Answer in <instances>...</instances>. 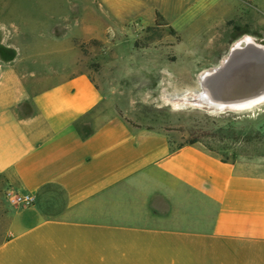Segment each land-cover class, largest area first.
<instances>
[{
    "label": "crops",
    "instance_id": "0c3cea01",
    "mask_svg": "<svg viewBox=\"0 0 264 264\" xmlns=\"http://www.w3.org/2000/svg\"><path fill=\"white\" fill-rule=\"evenodd\" d=\"M97 1L153 18L162 0ZM32 57L0 71V264H264V150L173 147L126 121L78 53L50 72Z\"/></svg>",
    "mask_w": 264,
    "mask_h": 264
},
{
    "label": "rangeland",
    "instance_id": "374dc122",
    "mask_svg": "<svg viewBox=\"0 0 264 264\" xmlns=\"http://www.w3.org/2000/svg\"><path fill=\"white\" fill-rule=\"evenodd\" d=\"M160 3L146 18L97 0H0V71L18 52L33 56L26 65L37 72L69 69L78 53L81 68L131 125L165 131L173 147L194 141L222 158L264 150V102L220 113L183 103L202 95L201 86L194 93L200 74L220 65L237 41L248 36L264 45V6Z\"/></svg>",
    "mask_w": 264,
    "mask_h": 264
},
{
    "label": "water",
    "instance_id": "95a60500",
    "mask_svg": "<svg viewBox=\"0 0 264 264\" xmlns=\"http://www.w3.org/2000/svg\"><path fill=\"white\" fill-rule=\"evenodd\" d=\"M252 43L256 47V54L260 56L257 55L259 59L256 58L255 54H252V56L249 55L246 59L241 60L240 64L237 62V66H235L236 64L234 65L233 63L236 57H231L232 50L236 47L234 44L224 59L222 66L220 65L219 68H215L206 75L203 89L209 98L219 102H226L230 98H243L255 94L260 91V87L264 86V73L260 72V67L264 68V45L257 44L254 41ZM249 62H252V65H255L253 62L257 63L256 69L258 72L252 73L249 71Z\"/></svg>",
    "mask_w": 264,
    "mask_h": 264
},
{
    "label": "bare ground",
    "instance_id": "6f19581e",
    "mask_svg": "<svg viewBox=\"0 0 264 264\" xmlns=\"http://www.w3.org/2000/svg\"><path fill=\"white\" fill-rule=\"evenodd\" d=\"M235 45H236V47L233 48L232 56H231L233 58L236 57V60H234L235 62L233 63L234 65L237 62H239V64H240L241 60H244V58L246 59L247 57H249V55L250 56H252V54L253 55L255 54V56L258 55V54H256L257 53L256 47L253 45L251 38L248 36L244 37L242 40L237 41L235 43ZM258 56L256 58L259 59L260 56L259 57ZM224 59L220 63L221 66H222V63H224L223 62ZM253 63L255 65H252V62H249V67H250L249 71L252 73L258 72L256 67H257V63L260 64V62L257 61V63H255V62H253ZM220 65H218L217 67H213L210 70H207V71L200 74L199 80H198V87L194 89V93H196V94L199 93L200 92V86H201L202 95L200 97H197L195 100H187V101L183 102L184 105L189 104L191 106L196 105L198 107H206L212 113H217V112L220 113V112L224 111L225 109H233V108H240V109H234V110L250 109L253 106L257 105L258 103L264 102V86L260 87V89H259L260 91L255 93V94H251V95L245 96L243 98H238V97L230 98L226 102H221V101L219 102L217 100H213V99L209 98V96L207 95V93L203 89V82H204L206 75L209 74L210 72H212L215 68H219ZM235 66H237V64ZM253 66H255V67H253ZM228 68H229V66H228ZM260 72L264 73L263 67H260Z\"/></svg>",
    "mask_w": 264,
    "mask_h": 264
},
{
    "label": "built area",
    "instance_id": "2783aa9c",
    "mask_svg": "<svg viewBox=\"0 0 264 264\" xmlns=\"http://www.w3.org/2000/svg\"><path fill=\"white\" fill-rule=\"evenodd\" d=\"M5 195H6L7 200L11 204L28 206V205H31L33 202V197L27 193L21 194L18 192L8 190Z\"/></svg>",
    "mask_w": 264,
    "mask_h": 264
},
{
    "label": "trees",
    "instance_id": "16d2710c",
    "mask_svg": "<svg viewBox=\"0 0 264 264\" xmlns=\"http://www.w3.org/2000/svg\"><path fill=\"white\" fill-rule=\"evenodd\" d=\"M158 13L156 12V15H157ZM126 121H128V122H130L128 119H126ZM131 124H133L132 122H130ZM134 126H136V125H134ZM187 143H194V141H190V142H187ZM187 143H184V144H187ZM183 144H181V145H179L178 147H180V146H182Z\"/></svg>",
    "mask_w": 264,
    "mask_h": 264
}]
</instances>
